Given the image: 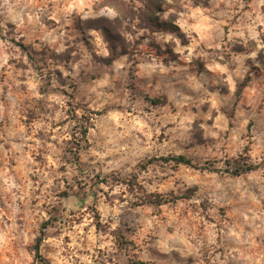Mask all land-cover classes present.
<instances>
[{
    "label": "rangeland",
    "instance_id": "1",
    "mask_svg": "<svg viewBox=\"0 0 264 264\" xmlns=\"http://www.w3.org/2000/svg\"><path fill=\"white\" fill-rule=\"evenodd\" d=\"M154 4L0 0V264H264V0Z\"/></svg>",
    "mask_w": 264,
    "mask_h": 264
},
{
    "label": "trees",
    "instance_id": "2",
    "mask_svg": "<svg viewBox=\"0 0 264 264\" xmlns=\"http://www.w3.org/2000/svg\"><path fill=\"white\" fill-rule=\"evenodd\" d=\"M160 2H161V0H154V3H155L154 4V8H156V6L160 4ZM153 9H150V10L148 9V10L152 12ZM157 10H158V8H156V11ZM152 13L154 14V13H157V12L153 11ZM151 21L154 22V19L151 18ZM110 50H111L112 54H114L116 52L113 47H111ZM151 101H152L153 104L160 103V101L157 100V99H154V100H151ZM88 128L89 127L87 125L81 124V131L79 132V135H80V138H81L82 142H86L87 141L86 138H87V134H88ZM77 161H79V160H77ZM158 161H162V162H165V163L175 162L178 165H186V166L193 167L195 169H203V168L199 167L198 165H195L192 160L188 159L187 157H185L183 155L175 156V157L154 158L149 163L151 164L153 162H158ZM253 169H254L253 166H248L244 171L248 172V171H252ZM236 173H239V172H236ZM236 175H238V174H236ZM120 182L123 183L124 185H126L127 187H129L132 190L134 188L138 187V184H135L133 182H129L127 180H121ZM149 203L152 204V205H161V200H159V198H156V200H153V199L150 200ZM46 229H47V224L42 226L41 232H40V236L37 238L36 244L34 246L35 258H36V260L40 261L42 264H48V262L41 255V246H42V242L44 240Z\"/></svg>",
    "mask_w": 264,
    "mask_h": 264
}]
</instances>
